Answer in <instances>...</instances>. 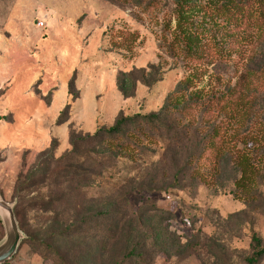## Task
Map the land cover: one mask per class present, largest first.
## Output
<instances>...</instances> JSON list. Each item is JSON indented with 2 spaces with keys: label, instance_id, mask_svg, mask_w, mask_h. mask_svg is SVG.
<instances>
[{
  "label": "rangeland",
  "instance_id": "rangeland-1",
  "mask_svg": "<svg viewBox=\"0 0 264 264\" xmlns=\"http://www.w3.org/2000/svg\"><path fill=\"white\" fill-rule=\"evenodd\" d=\"M194 1L186 16L204 36L185 55L172 42L177 0H0V193L16 201L24 230L38 241L31 243L19 225L26 238L4 264H57L51 249L69 245L61 234L73 220L72 204L58 201L49 212L31 209L30 199L49 187L42 182L35 190L21 189L20 174L23 180L52 170L51 157L69 149L71 131L91 133L120 114L158 112L190 99L206 100L209 109L193 110L181 122L193 125L199 139L217 133L199 162L200 179L189 172L176 188L171 179H160V190H135L127 197L129 209L150 225L166 226L170 235L166 251L150 264H246L251 234L264 241V22L238 25L210 9L225 0ZM136 69L157 80L133 83L128 74ZM192 144L151 145L140 171L121 166L117 177L128 178L125 190L144 185L163 173V151H178L182 163ZM236 154L250 158L260 177L244 191L235 184L241 176ZM89 184L85 209L118 197L103 179ZM52 188L61 189L58 180ZM247 194L252 198L240 196Z\"/></svg>",
  "mask_w": 264,
  "mask_h": 264
},
{
  "label": "trees",
  "instance_id": "trees-1",
  "mask_svg": "<svg viewBox=\"0 0 264 264\" xmlns=\"http://www.w3.org/2000/svg\"><path fill=\"white\" fill-rule=\"evenodd\" d=\"M108 1L137 4L144 2V0ZM194 2V0H177L176 2V33L172 42L185 55L192 54L204 36V32L186 16L187 12L196 8ZM209 6L217 17L227 16L231 22L238 25L251 19L260 20L259 24L264 22V0H225L211 3ZM176 47L171 48V51H176ZM152 68V66L149 67V71ZM128 75L132 77L133 83L141 82L147 86L157 80L146 79L149 74L145 69L133 70ZM118 89L126 95L122 84H118ZM209 106L206 100L201 103L199 100L190 99L183 104L172 103L164 106L158 112L120 114L111 125L97 127L91 133L71 131L69 149L56 158L51 157V162L54 163L52 170L46 169L39 176H36V173L31 174L23 180L22 175H19L18 185L21 189L35 190L42 182L49 187L46 194H38L30 199L31 209L40 210L42 208V211L49 212L48 207L58 201L60 206L72 204L70 210H72L73 220L61 234L63 240L69 245L63 250L62 247L52 248L47 245L48 248H52V253L57 254L59 260L57 264H81V259L84 258V263L86 260L89 262L93 260V264H150L153 256L166 251L170 238L166 226L159 228V224H148L146 217L129 209L127 197L131 191L135 190H160L162 188L158 185L160 179H171V188L180 185V181L189 172L190 176L194 174L195 178L200 179L199 162L207 145L212 144V139L217 133L213 131L207 138L199 139L195 135L196 128L190 124L184 125L181 118L188 116L198 108L206 112ZM186 140L193 141V144L185 161L181 163L178 151H172L171 155H168L165 150L159 160V163L163 162L161 176L155 174L144 185L140 183L131 189H124L129 188V185H126L128 178L117 177L121 166L138 172L142 169V164L146 163H140V161L147 159L148 153L152 152L151 145L168 141L177 148L182 147ZM252 145V142L246 144L248 147ZM255 152L256 150L254 155ZM263 153L264 149L260 155ZM222 154L223 150L218 149L215 157L220 158ZM236 158L239 159L237 166L240 168L241 176L235 184L241 191H244L249 188L250 184L257 183L260 177L250 158H246L243 154L242 156L236 154ZM97 178L109 184L113 190L112 194L117 193L118 197L102 203L99 207L85 209L87 197L83 190L91 186L89 184L91 180ZM56 180L61 184L59 191L52 188ZM249 192L253 194L252 189H249ZM240 196L252 198L249 194ZM257 196L259 198V195ZM152 209L156 210V207L153 206ZM168 215L171 216V213L168 212ZM15 216L21 229L27 234L28 240L31 243L38 242L30 230H24L23 216L17 209H15ZM250 238L251 254L246 258V264H259L264 258V241L255 232ZM45 240L48 241V238L46 237ZM96 252L99 253L98 258L94 256Z\"/></svg>",
  "mask_w": 264,
  "mask_h": 264
},
{
  "label": "water",
  "instance_id": "water-1",
  "mask_svg": "<svg viewBox=\"0 0 264 264\" xmlns=\"http://www.w3.org/2000/svg\"><path fill=\"white\" fill-rule=\"evenodd\" d=\"M16 201H6L0 193V222L4 235L0 239V264L11 260L17 253L21 242L26 238L15 216Z\"/></svg>",
  "mask_w": 264,
  "mask_h": 264
},
{
  "label": "built area",
  "instance_id": "built-area-1",
  "mask_svg": "<svg viewBox=\"0 0 264 264\" xmlns=\"http://www.w3.org/2000/svg\"><path fill=\"white\" fill-rule=\"evenodd\" d=\"M43 23L42 22H39L38 25H42Z\"/></svg>",
  "mask_w": 264,
  "mask_h": 264
},
{
  "label": "crops",
  "instance_id": "crops-1",
  "mask_svg": "<svg viewBox=\"0 0 264 264\" xmlns=\"http://www.w3.org/2000/svg\"><path fill=\"white\" fill-rule=\"evenodd\" d=\"M70 8V7H69ZM64 10H66V8H63ZM68 9V8H67Z\"/></svg>",
  "mask_w": 264,
  "mask_h": 264
}]
</instances>
